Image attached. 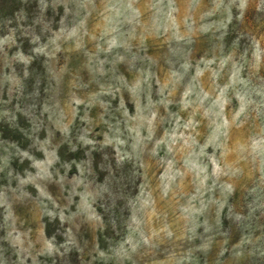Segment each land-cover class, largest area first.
Here are the masks:
<instances>
[{
	"label": "rangeland",
	"instance_id": "374dc122",
	"mask_svg": "<svg viewBox=\"0 0 264 264\" xmlns=\"http://www.w3.org/2000/svg\"><path fill=\"white\" fill-rule=\"evenodd\" d=\"M0 264H264V0H0Z\"/></svg>",
	"mask_w": 264,
	"mask_h": 264
}]
</instances>
